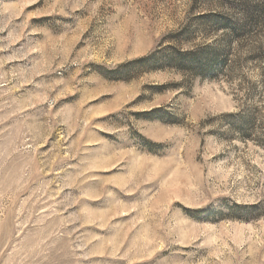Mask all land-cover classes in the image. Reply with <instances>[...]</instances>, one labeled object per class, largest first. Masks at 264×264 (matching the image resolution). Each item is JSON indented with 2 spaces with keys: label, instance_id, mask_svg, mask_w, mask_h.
I'll list each match as a JSON object with an SVG mask.
<instances>
[{
  "label": "rangeland",
  "instance_id": "obj_1",
  "mask_svg": "<svg viewBox=\"0 0 264 264\" xmlns=\"http://www.w3.org/2000/svg\"><path fill=\"white\" fill-rule=\"evenodd\" d=\"M0 264H264V0H0Z\"/></svg>",
  "mask_w": 264,
  "mask_h": 264
},
{
  "label": "trees",
  "instance_id": "obj_2",
  "mask_svg": "<svg viewBox=\"0 0 264 264\" xmlns=\"http://www.w3.org/2000/svg\"><path fill=\"white\" fill-rule=\"evenodd\" d=\"M183 55L184 54H179V58H178V60L180 61V60H182V57H183ZM176 60V59H175ZM180 62H183V60L182 61H180ZM181 65H179V68H184V67H182V66H184L182 63H180Z\"/></svg>",
  "mask_w": 264,
  "mask_h": 264
}]
</instances>
